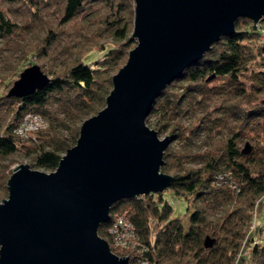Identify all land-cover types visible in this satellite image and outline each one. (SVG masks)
<instances>
[{
  "label": "trees",
  "instance_id": "1",
  "mask_svg": "<svg viewBox=\"0 0 264 264\" xmlns=\"http://www.w3.org/2000/svg\"><path fill=\"white\" fill-rule=\"evenodd\" d=\"M47 10L56 12L53 22L44 18ZM133 15L134 0H0L1 41L20 27L37 34L32 45L19 48L9 71L30 64L25 58L32 56L48 76L20 96L0 90V198L6 194L9 156L53 169L73 144L79 122L105 104L111 75L134 42ZM234 24L155 96L145 122L152 119L156 131L165 127L171 138L160 170L173 179L160 192L111 204L109 219L96 232L116 254L123 253L112 247L107 226L121 215L133 224L149 263L264 264V220L250 228L264 199V19L255 28L245 16ZM60 32L77 36L56 46ZM101 37H110L109 45ZM26 111L46 123L32 138L13 131ZM245 142L250 148L242 152ZM165 190L184 201L186 221L172 215Z\"/></svg>",
  "mask_w": 264,
  "mask_h": 264
},
{
  "label": "water",
  "instance_id": "2",
  "mask_svg": "<svg viewBox=\"0 0 264 264\" xmlns=\"http://www.w3.org/2000/svg\"><path fill=\"white\" fill-rule=\"evenodd\" d=\"M240 16L255 28L264 0H134L136 43L111 75L105 104L83 118L76 138L44 171L18 162L0 198V264H127L96 232L119 198L160 192L172 174L160 170L171 138L145 118L159 90L234 30ZM48 76L21 69L6 91L20 96ZM245 142L242 152L249 151ZM204 244L210 241L204 238Z\"/></svg>",
  "mask_w": 264,
  "mask_h": 264
},
{
  "label": "rangeland",
  "instance_id": "3",
  "mask_svg": "<svg viewBox=\"0 0 264 264\" xmlns=\"http://www.w3.org/2000/svg\"><path fill=\"white\" fill-rule=\"evenodd\" d=\"M48 12L44 13V18L51 20L52 22L55 20L54 15H56V12L54 11H50L47 10ZM33 28L31 27H20L19 31L17 33H15L10 39H8L6 42H3L0 40V53L2 56H4V59H2L1 55H0V90L4 89V91L6 92L7 89L9 88V86L11 85L8 84V86L6 85V83H4V81L6 80H14L17 78L18 73L21 71L22 68L30 65V64H37V60L36 58L32 57V56H28L25 58V60L27 59L28 61H30V64H26V65H22L21 69L19 68L18 70L15 69V71H13L12 73L9 71V66H12L13 64H15V62L17 61V54H18V50L20 47L22 46H29L32 45L36 39V32L35 30H32ZM132 30V28H131ZM38 34H42V31H38ZM77 35H72V32L66 33V32H60L57 33V38H59V40L57 41V45L56 46H62L65 43H71L73 42V39L76 38ZM99 42H104L105 44H108V42H111V38L109 37H101L100 39H98ZM133 44L131 47H133L136 43L135 39H133ZM109 45V44H108ZM130 47V48H131ZM129 48V49H130ZM91 51H93L94 53L98 54L100 53V48L96 47V46H92ZM128 52V51H127ZM62 55H59L57 59L61 58ZM127 57V54H125V56L122 58L119 66L113 71V73H115L117 71V69L125 62ZM24 61H22L23 63ZM21 63V64H22ZM39 66V65H38ZM40 70L42 72L45 73L44 70H42L40 68ZM8 71L10 73H8ZM112 73V74H113ZM11 81V82H12ZM91 115V114H90ZM80 123V122H79ZM149 127L154 128L153 127V120L151 119L150 122H145ZM79 125V124H78ZM155 129V128H154ZM156 130V129H155ZM158 136L161 138L165 135H168V132L166 130L165 127H162L159 129V131L157 132ZM171 144L173 146L177 147V143L175 141V139L171 142ZM8 161V169L10 171V167L18 162H25L27 163V159L25 156L23 155H19V154H13L11 156L8 157L7 159ZM37 169H41V168H37ZM44 170V169H41ZM44 171H48V170H44ZM164 195L167 197V199L170 201V203L173 206V212L172 215L174 216H179L183 221H186V217H187V211L185 209V203L184 201L176 198L175 196L171 195L170 192L168 190L164 191ZM254 218L252 219L253 224H255V222H261L264 220V199L260 198L255 209H254ZM114 250L120 251V249L113 247ZM244 252V251H243Z\"/></svg>",
  "mask_w": 264,
  "mask_h": 264
},
{
  "label": "built area",
  "instance_id": "4",
  "mask_svg": "<svg viewBox=\"0 0 264 264\" xmlns=\"http://www.w3.org/2000/svg\"><path fill=\"white\" fill-rule=\"evenodd\" d=\"M45 124L42 116L35 112L26 111L22 114L13 131L22 138L28 136L32 138V133L44 127ZM253 227L254 224L251 223L250 228ZM107 231L111 237L112 247L120 249L122 255H128L127 264H154L149 263L146 257L142 255L145 246L140 243L134 226L129 220L121 215H115L107 226Z\"/></svg>",
  "mask_w": 264,
  "mask_h": 264
},
{
  "label": "bare ground",
  "instance_id": "5",
  "mask_svg": "<svg viewBox=\"0 0 264 264\" xmlns=\"http://www.w3.org/2000/svg\"><path fill=\"white\" fill-rule=\"evenodd\" d=\"M261 20V19H260Z\"/></svg>",
  "mask_w": 264,
  "mask_h": 264
}]
</instances>
